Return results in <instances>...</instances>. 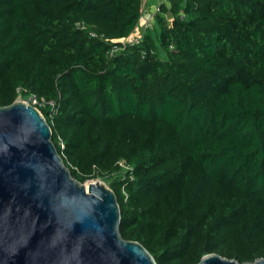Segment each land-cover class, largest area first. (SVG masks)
<instances>
[{"label":"trees","instance_id":"16d2710c","mask_svg":"<svg viewBox=\"0 0 264 264\" xmlns=\"http://www.w3.org/2000/svg\"><path fill=\"white\" fill-rule=\"evenodd\" d=\"M146 5L0 0V106L37 96L72 175L115 191L121 235L158 264L209 253L254 262L264 257V0L163 1L154 30L127 43Z\"/></svg>","mask_w":264,"mask_h":264},{"label":"water","instance_id":"95a60500","mask_svg":"<svg viewBox=\"0 0 264 264\" xmlns=\"http://www.w3.org/2000/svg\"><path fill=\"white\" fill-rule=\"evenodd\" d=\"M115 191L75 178L36 105L0 106V264H158L139 241L120 232ZM197 264L241 263L218 253Z\"/></svg>","mask_w":264,"mask_h":264},{"label":"crops","instance_id":"0c3cea01","mask_svg":"<svg viewBox=\"0 0 264 264\" xmlns=\"http://www.w3.org/2000/svg\"><path fill=\"white\" fill-rule=\"evenodd\" d=\"M162 1L163 0H146L147 5L145 6L143 16L141 19L142 24H144V22L145 23L151 22L150 24H152L153 23L152 21H155L154 20L155 14L159 10V6L162 4ZM144 14H145V17H148V19H149L148 21H145ZM146 14H147V16H146ZM168 17H169V15H168ZM136 30H135V32H136ZM137 36H139V34H137Z\"/></svg>","mask_w":264,"mask_h":264},{"label":"built area","instance_id":"2783aa9c","mask_svg":"<svg viewBox=\"0 0 264 264\" xmlns=\"http://www.w3.org/2000/svg\"><path fill=\"white\" fill-rule=\"evenodd\" d=\"M163 1H167V0H163ZM140 36H139L138 39H134V37L131 36L130 39L127 38L126 41H127V43L132 42V41L133 42L139 41L142 38V36L141 37ZM117 50H118L117 47H115L114 49L110 50V53L111 54H114ZM23 100H26L28 103L33 104V105H36V106H39L38 104H41L39 98L37 96H35V95L29 96V97H27L26 99H23ZM119 165L122 166V167H124L125 169L128 168V166L124 162H122V161L119 162Z\"/></svg>","mask_w":264,"mask_h":264},{"label":"rangeland","instance_id":"374dc122","mask_svg":"<svg viewBox=\"0 0 264 264\" xmlns=\"http://www.w3.org/2000/svg\"><path fill=\"white\" fill-rule=\"evenodd\" d=\"M146 16H147V14H146ZM144 18H145V21H148L149 19H148V17H145V14H144ZM153 23L152 24H150L151 22H149V23H145L144 22V24H140L138 27H137V30H136V32H134V35H133V37H134V39H138L139 38V36L141 35V36H143V33L145 32V30L146 29H149L150 28V30H154V27H155V21H152ZM156 31V30H155ZM137 34H139V36H137ZM140 36V37H141ZM22 99V98H21ZM102 181V180H101ZM103 182H105V181H103ZM89 183V181H87L85 184H88ZM106 183V182H105Z\"/></svg>","mask_w":264,"mask_h":264},{"label":"bare ground","instance_id":"6f19581e","mask_svg":"<svg viewBox=\"0 0 264 264\" xmlns=\"http://www.w3.org/2000/svg\"><path fill=\"white\" fill-rule=\"evenodd\" d=\"M86 187H87V188L89 187V183H88V184H86Z\"/></svg>","mask_w":264,"mask_h":264}]
</instances>
